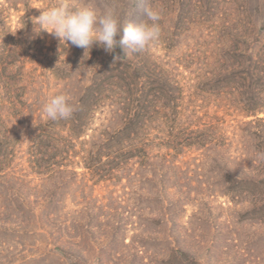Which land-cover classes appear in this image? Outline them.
Wrapping results in <instances>:
<instances>
[{
    "label": "rangeland",
    "instance_id": "1",
    "mask_svg": "<svg viewBox=\"0 0 264 264\" xmlns=\"http://www.w3.org/2000/svg\"><path fill=\"white\" fill-rule=\"evenodd\" d=\"M59 2L0 0V112L16 152L6 170L15 189L1 186L6 176L0 174V264H264V212L251 214L264 192L234 194L229 175L263 168L264 145L247 137L252 118L229 105V91L203 84L219 55L245 49L231 27L243 34L264 0H93L98 11L115 7L120 18L133 4L131 22L145 20L147 7L161 11L160 38L137 52L138 61L174 70L184 123L201 124L211 143L178 153L159 144L148 163L133 159L92 175L83 158L93 157L97 140L121 125L107 101L76 141L69 170L77 177L62 184L65 176L46 180L32 162L39 129L51 121L42 106L61 93L76 106L103 56L96 55L99 46L85 54L47 32L32 38L42 9ZM66 123L56 121L65 138ZM158 152L169 154L165 163L156 161Z\"/></svg>",
    "mask_w": 264,
    "mask_h": 264
},
{
    "label": "trees",
    "instance_id": "2",
    "mask_svg": "<svg viewBox=\"0 0 264 264\" xmlns=\"http://www.w3.org/2000/svg\"><path fill=\"white\" fill-rule=\"evenodd\" d=\"M132 8L134 5L129 4L123 10L122 27L131 22L129 11ZM255 12L256 20L244 25L243 34H239L237 24L231 27L235 32L234 42L244 45L245 49L228 50L219 55L217 68L203 84L218 93H222V89L228 90L226 101L229 105L240 111L244 119L252 118L248 122L252 130L248 131L247 137L258 138L264 145V117H260L264 114V5H258ZM101 48L96 54L103 56L100 68L92 72L90 84L82 89L73 115L65 119L68 136L60 135L62 131L52 120L39 129L32 161L40 169L39 175L46 180L65 176L61 184L69 175L77 177L75 170H69L78 157L73 152L76 141L89 130L93 117L107 101L110 103L108 107L117 108L121 125L102 136V140H97V152L93 157L83 158L84 169L92 175H97L100 169L110 174L133 159L148 163L156 158L154 151L159 144L168 153H178L181 150H200L211 143L207 131L201 133V124L193 121L184 123V92L174 70L168 71L151 61L150 65L140 63L137 52L130 51V46L117 47L109 56ZM7 105H11L12 110L18 107L15 103ZM6 124L0 112V174L6 176L1 186L12 191L9 186L15 189V177L6 170L16 152L4 132ZM167 155L158 152L156 161L165 163ZM253 167L242 177L234 172L229 174L234 194H263L264 167ZM261 212H264V199L258 198L251 214Z\"/></svg>",
    "mask_w": 264,
    "mask_h": 264
},
{
    "label": "clouds",
    "instance_id": "3",
    "mask_svg": "<svg viewBox=\"0 0 264 264\" xmlns=\"http://www.w3.org/2000/svg\"><path fill=\"white\" fill-rule=\"evenodd\" d=\"M146 19L129 22L121 26L120 13L115 7L98 11L93 0L73 3L60 0L55 6L42 9L36 18L34 33L39 36L47 32L62 44L79 47L85 54L99 45L107 52L117 47L130 46L132 52H143L161 35V11L146 8ZM119 37V39H117ZM43 113L52 121L70 118L75 105L67 94H55L47 98L42 106Z\"/></svg>",
    "mask_w": 264,
    "mask_h": 264
}]
</instances>
